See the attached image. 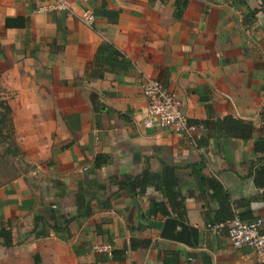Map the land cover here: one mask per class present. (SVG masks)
I'll return each instance as SVG.
<instances>
[{
	"label": "crops",
	"instance_id": "0c3cea01",
	"mask_svg": "<svg viewBox=\"0 0 264 264\" xmlns=\"http://www.w3.org/2000/svg\"><path fill=\"white\" fill-rule=\"evenodd\" d=\"M50 1L0 0V98L10 106L24 166L0 187V264L263 262L233 247L225 230L206 227L219 204L192 168L202 162V174L232 201L249 200L264 220L254 182L263 131L262 0H188L180 8L177 0H68L66 12L37 10ZM87 8L91 25L80 18ZM144 76L161 80L191 121L209 122L199 136L211 134L207 144L144 125ZM228 116L250 122L253 137L217 134L211 124ZM98 155L106 163L95 165ZM163 164L177 168L182 222L196 229L195 240L182 226L175 232L184 241L163 237L166 217L154 211L166 201L159 191L118 186Z\"/></svg>",
	"mask_w": 264,
	"mask_h": 264
},
{
	"label": "trees",
	"instance_id": "16d2710c",
	"mask_svg": "<svg viewBox=\"0 0 264 264\" xmlns=\"http://www.w3.org/2000/svg\"><path fill=\"white\" fill-rule=\"evenodd\" d=\"M187 2L188 0H177V8H180L182 5H186ZM262 3L264 4V0H262ZM10 22V19L6 20L7 25H10ZM106 44L107 43H104L101 46V49L107 46ZM115 54L120 55V53L117 51H115ZM0 108L5 111L4 116H8L5 119L9 120L13 131L10 106L6 100H2L1 98ZM261 116L263 122V131L261 136L258 137V141L255 143V152L261 153V155L257 160L258 164L256 165L254 182L262 189L261 199L264 200V107L261 112ZM202 124L204 127L203 129L209 127L208 121H205ZM211 125H213L214 131L217 134L224 135L227 138L247 139L253 137L254 134L253 126L250 122H245L243 120L235 119L229 116L223 119H218ZM210 137L211 134L205 137L201 136L196 139L195 142L198 146H202L208 143V139ZM14 150L16 151L15 148ZM107 160L105 156L98 155L95 159V165L106 163ZM203 167L204 164L202 162L201 164L194 165L192 167L194 177L201 185H205L211 190V198L217 200L219 204V210L217 211L216 216H214L212 219H207V223H225L232 219L235 211L243 220L255 219L249 207V200L241 199L237 202L232 201L230 196L227 194L217 179L202 174L201 171ZM118 186L119 188H125L129 191L137 193L145 192L148 187H152L156 191H159L166 201H157L154 211L166 217L165 225L162 230L163 237L177 241H184L182 234L175 232L178 226H182V231L185 230V233L188 235V237L192 238V240H195L196 229L190 226L187 227L182 222L185 218V206L183 198L180 194V181L177 175L176 167L163 164L162 170L159 173H154L148 169H145L141 174L130 175L125 177L123 180H119ZM255 264H264V261Z\"/></svg>",
	"mask_w": 264,
	"mask_h": 264
},
{
	"label": "built area",
	"instance_id": "2783aa9c",
	"mask_svg": "<svg viewBox=\"0 0 264 264\" xmlns=\"http://www.w3.org/2000/svg\"><path fill=\"white\" fill-rule=\"evenodd\" d=\"M38 11H69L68 0H51L37 8ZM81 20L88 25L94 22V13L87 8L80 14ZM141 92L147 102L146 127L158 130H168L181 134L190 142L195 143L203 130L201 122L191 121L181 107L180 101L170 92L159 79L144 76L141 81ZM264 220L255 218L243 220L235 211L231 220L225 223H207L206 227L220 233L225 229L229 243L235 248L246 247L258 256H264ZM97 252L112 254V247L108 244H97Z\"/></svg>",
	"mask_w": 264,
	"mask_h": 264
},
{
	"label": "rangeland",
	"instance_id": "374dc122",
	"mask_svg": "<svg viewBox=\"0 0 264 264\" xmlns=\"http://www.w3.org/2000/svg\"><path fill=\"white\" fill-rule=\"evenodd\" d=\"M4 115L5 111L0 108V187L13 179L19 170L24 169L19 163L20 154L14 150V132L9 120L5 119L8 116Z\"/></svg>",
	"mask_w": 264,
	"mask_h": 264
},
{
	"label": "water",
	"instance_id": "95a60500",
	"mask_svg": "<svg viewBox=\"0 0 264 264\" xmlns=\"http://www.w3.org/2000/svg\"><path fill=\"white\" fill-rule=\"evenodd\" d=\"M154 208V204L151 205L150 209H153Z\"/></svg>",
	"mask_w": 264,
	"mask_h": 264
}]
</instances>
